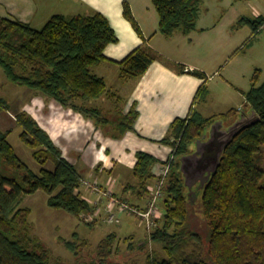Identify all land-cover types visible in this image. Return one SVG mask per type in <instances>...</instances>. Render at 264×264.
<instances>
[{
    "label": "trees",
    "instance_id": "16d2710c",
    "mask_svg": "<svg viewBox=\"0 0 264 264\" xmlns=\"http://www.w3.org/2000/svg\"><path fill=\"white\" fill-rule=\"evenodd\" d=\"M152 1L160 16V32L166 37L176 32L188 35L196 29L203 0ZM124 15L141 33L128 4ZM244 22L253 25L255 34L264 26V16L256 21L244 18L240 24ZM117 41L109 20L100 12L54 15L41 29L0 16V67L11 82L81 113L107 135L117 138L134 130L139 117L136 105L127 114L112 112L114 116L109 118L103 109L88 103L104 96L119 102L106 80L93 72L107 60L106 48ZM161 59L144 43L118 63L121 78L138 81L153 62ZM191 72L207 81L204 72ZM207 90L205 82L197 96L200 98ZM246 101L260 121L234 138L217 172L203 189L195 188L194 202L180 171V158L194 152L196 141L217 120L225 121L245 111L233 109L221 119L193 111L172 123L162 140L172 147L174 160L160 202V225L140 242L130 244L132 250L139 251L150 242L159 246V251L147 254L144 264H264V83H253ZM5 109L7 104L0 96V110ZM16 120L23 128L21 139L43 168L36 173L24 163L9 141L10 131H0V264H61L60 259L55 261L51 249L32 235L31 209L21 206L23 198L42 191L49 196L51 208L64 210L91 227L97 219L87 221L85 216L96 208L81 192L82 175L50 135L25 111L19 112ZM136 158L133 174L138 183L128 186L137 198H151L152 181L160 179L153 171L159 160L143 151L137 152ZM49 161L54 170L44 168ZM193 203L197 209L193 210ZM193 215L200 217L203 230L194 226ZM117 239L115 232L110 233L98 244L95 258L79 259L77 264H122L112 260ZM75 241L63 243L81 258Z\"/></svg>",
    "mask_w": 264,
    "mask_h": 264
},
{
    "label": "crops",
    "instance_id": "0c3cea01",
    "mask_svg": "<svg viewBox=\"0 0 264 264\" xmlns=\"http://www.w3.org/2000/svg\"><path fill=\"white\" fill-rule=\"evenodd\" d=\"M65 1L72 9L71 14L59 10L57 6L60 0H0V16L41 29L54 15H91L95 12L104 14L118 41L106 48L104 54L107 60L94 67L93 72L106 80L119 102L104 96L97 100L94 106L104 110L105 103L115 102L119 111L127 114L136 105L139 117L134 130L117 138L109 136L102 128L97 127L93 120L35 92H30L20 102V112L28 110L31 115L34 114L38 124L50 135L63 156L76 166L83 179H99L101 186L111 189L119 198H132L135 204L146 206L150 197L137 198L133 188L128 186L138 183L133 174L137 152L150 153L159 160L153 171L160 177L161 170L172 152V147L162 143V140L168 136L176 119H184L193 111H197V93L200 87L205 82L207 88L210 87L206 70H200L201 68L199 69L182 50V46L193 44L194 39L190 37L187 41L186 37L195 30L188 35L182 32H176L171 37L163 35L160 32V16L152 0ZM126 4L130 6L141 33H138L131 21L125 17ZM262 8L264 7L261 6ZM144 43L153 48L162 59L153 62L138 81L123 80L118 63ZM191 71L204 72L207 81L196 77ZM31 94L34 95L32 103L38 107L35 108V113L31 108L27 109L28 97ZM239 108L233 109L238 111ZM97 133L101 134L100 138ZM107 158L110 163H107ZM156 179L152 181L150 189L155 186ZM81 192L84 197L95 198V195L84 188H81ZM126 218L129 229L120 227L118 230L132 238L137 233L138 222L135 217ZM133 228L135 230H132ZM117 236L120 237L119 234Z\"/></svg>",
    "mask_w": 264,
    "mask_h": 264
},
{
    "label": "rangeland",
    "instance_id": "374dc122",
    "mask_svg": "<svg viewBox=\"0 0 264 264\" xmlns=\"http://www.w3.org/2000/svg\"><path fill=\"white\" fill-rule=\"evenodd\" d=\"M261 6L264 7V0H203L201 3L196 29L186 37L187 41L191 37L194 42L188 47L182 46L183 52L188 54L191 61L201 68L200 70H206L210 81L209 89L199 98L197 113L213 119H221L223 114L239 107L241 111L250 113L246 94L253 83L258 86L264 83V26L254 34L251 23H240L244 18L256 21L259 16H264V8L261 9ZM57 7L60 11L71 14L72 9L65 0H60ZM30 92L34 91L11 82L0 67V96L7 104V109L0 110V131H10L9 141L19 158L39 173L43 167L34 159L33 150L21 139L23 128L16 120V115L20 112L19 104ZM33 100L34 95L31 94L28 97L27 109L31 108L35 113V108L38 107L32 103ZM88 103L94 106L97 102L92 100ZM118 108L115 102L105 103V116H114V113L119 111ZM25 112L34 118V114L31 115L28 110ZM239 115L224 119L225 128ZM95 135L93 132V136ZM97 136L100 138L101 134L97 133ZM107 159V163H110V159ZM44 168L54 170L53 162L49 161ZM48 199L46 193L39 191L24 197L21 206L31 209L29 221L32 235L42 240L51 249L55 261L60 259L61 264H77L79 259L89 261L95 258L98 244L112 232L120 236L116 242L113 261L122 264H144L148 253L159 251V246L152 242L148 243L144 251L131 249V243L136 244L148 235L144 224L138 219L134 237L121 234L118 228L129 229L126 217H133L132 215H123L121 223L110 224L104 221L107 213L103 210L104 213L97 217V222L91 227L84 220L64 210L51 208ZM192 200L197 201L194 194ZM128 202L135 203L134 199ZM195 203L192 204L193 210L197 209ZM193 224L199 230L204 229V224L197 215H193ZM76 237L80 238L78 242L75 241ZM65 241H75L79 244L78 256L81 258L66 248L63 243Z\"/></svg>",
    "mask_w": 264,
    "mask_h": 264
},
{
    "label": "water",
    "instance_id": "95a60500",
    "mask_svg": "<svg viewBox=\"0 0 264 264\" xmlns=\"http://www.w3.org/2000/svg\"><path fill=\"white\" fill-rule=\"evenodd\" d=\"M259 121V115L253 110L241 113L228 128H225L223 120H217L209 132L196 141L194 152L180 158V171L190 196L195 194V188L203 189L217 172L221 158L234 138Z\"/></svg>",
    "mask_w": 264,
    "mask_h": 264
},
{
    "label": "built area",
    "instance_id": "2783aa9c",
    "mask_svg": "<svg viewBox=\"0 0 264 264\" xmlns=\"http://www.w3.org/2000/svg\"><path fill=\"white\" fill-rule=\"evenodd\" d=\"M186 71L190 70L186 69ZM239 111H241V109H239ZM173 160L174 156L171 155L166 161L162 172L160 173V179L151 191V198L149 199L148 204L144 207L138 206L137 204L133 205L128 201L120 199L115 196L111 189L102 187L98 181H91L82 178L81 188H84L95 195V198L93 199L88 197L85 198L96 208V211L85 216V219L87 221H93L97 219L101 213H104L103 210H106L107 214L105 213L106 216L104 221L110 224H119L121 223V217L129 214L144 224L148 235L153 233L159 227L160 219L163 216L160 202L164 197V188Z\"/></svg>",
    "mask_w": 264,
    "mask_h": 264
}]
</instances>
